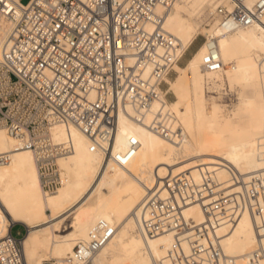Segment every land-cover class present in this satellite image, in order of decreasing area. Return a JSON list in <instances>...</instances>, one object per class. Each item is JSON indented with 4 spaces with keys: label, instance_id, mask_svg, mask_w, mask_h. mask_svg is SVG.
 Returning a JSON list of instances; mask_svg holds the SVG:
<instances>
[{
    "label": "built area",
    "instance_id": "built-area-1",
    "mask_svg": "<svg viewBox=\"0 0 264 264\" xmlns=\"http://www.w3.org/2000/svg\"><path fill=\"white\" fill-rule=\"evenodd\" d=\"M176 0H0V16L10 25L0 52V127L31 149L47 191L60 184L56 159L74 150L72 143L57 145L51 130L57 124L75 126L89 139L91 151L121 165L138 146L132 139L128 152H115L121 113L144 121L157 101L167 97L166 77L175 72L183 55L177 38L164 27V14ZM211 18L226 32L253 25L264 27V0H224ZM216 39L208 40L202 68L224 67ZM264 72V58L262 59ZM150 69L145 75V71ZM131 109L133 113L129 110ZM173 142L183 129L172 115L157 111L148 124ZM264 151V140L260 141ZM11 155L0 154V165ZM231 184L220 189L212 174L202 170L169 172L149 189L136 216L145 234L172 232V264H242L228 255L218 226L234 224L246 210L255 218L257 247L245 264H264V168L247 178L228 167ZM199 203L205 222L194 225L184 209ZM0 240V264H27L22 237L12 231ZM189 233L190 251L182 239ZM116 233V226L99 219L89 238L75 245L73 259L92 264L94 255Z\"/></svg>",
    "mask_w": 264,
    "mask_h": 264
},
{
    "label": "bare ground",
    "instance_id": "bare-ground-1",
    "mask_svg": "<svg viewBox=\"0 0 264 264\" xmlns=\"http://www.w3.org/2000/svg\"><path fill=\"white\" fill-rule=\"evenodd\" d=\"M224 0H176L164 14V27L179 42L183 55L199 34L207 35L187 63L175 65V79L166 77L175 100L157 101L144 121L121 113L114 142L115 152H128L132 139L138 140L129 161L121 165L105 160L100 151H91L88 137L75 126L57 124L51 135L57 145L72 143L70 154L56 159L60 184L55 191H47L41 181V171L31 149L17 146V140L0 127V154L11 155L10 161L0 165V240L11 227L21 223L27 227L22 237L27 264H43L51 256L52 264H86L73 259L75 245L87 240L94 224L106 219L116 226V233L91 259L99 264L102 258L110 264H172L170 249L174 243L172 232L157 236L145 234L136 216L139 206L161 178L169 172L191 171L199 180L202 170L212 174L220 189H239L231 184L228 167L247 178L251 171L264 168V27L259 25L226 32L216 18L210 27L204 25V15L214 14ZM9 21L0 16V52ZM216 39L224 62L218 71L202 68L208 40ZM148 68L145 75L149 73ZM237 83L248 88L241 104L246 116L235 121V112L224 109L206 88H213L216 79ZM131 113L133 111L129 109ZM157 111L172 115L183 129L179 142L165 139L148 124ZM50 211V213H49ZM73 215L71 230L63 234L67 218ZM189 223L199 225L206 216L201 204L191 203L184 209ZM182 239L186 252L188 238ZM224 251L239 263L245 264L247 255L256 249L258 236L252 213L244 211L234 224L218 226Z\"/></svg>",
    "mask_w": 264,
    "mask_h": 264
},
{
    "label": "rangeland",
    "instance_id": "rangeland-1",
    "mask_svg": "<svg viewBox=\"0 0 264 264\" xmlns=\"http://www.w3.org/2000/svg\"><path fill=\"white\" fill-rule=\"evenodd\" d=\"M23 2H27L28 0H22ZM213 14H211L209 11L206 12V15H204V25L206 27H210L209 23L214 22L215 19L211 18ZM207 39V35L204 34H199L197 38L192 42V44L189 46V48L183 53V57L180 61V65L183 66L187 63L188 59L193 55L194 51L197 49V47L204 42ZM178 75V71L175 68V72L172 74L170 77L171 79H175L176 76ZM217 84L213 88H206L207 90V95L210 97H214L216 101L224 108L227 109L228 111H233L236 113L234 116L235 121H241L244 119L246 116V110L243 108L241 104L242 96L249 94V90L246 87H243L240 84L237 83H231L227 78L224 81H221L220 79H216ZM168 87V84H167ZM176 95L173 92H168L167 94V99L169 101L175 100ZM50 213V211H49ZM73 215H70L66 222L65 225H63L62 228V233H68L72 228H71V221H72ZM27 227L21 223H16L13 225L12 231L13 234L16 236L24 237L27 233ZM54 259H52L51 256H46L43 260V264H52ZM99 264H110L109 259L107 258H102Z\"/></svg>",
    "mask_w": 264,
    "mask_h": 264
}]
</instances>
